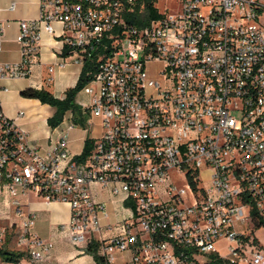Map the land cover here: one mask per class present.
Instances as JSON below:
<instances>
[{
	"label": "built area",
	"instance_id": "obj_1",
	"mask_svg": "<svg viewBox=\"0 0 264 264\" xmlns=\"http://www.w3.org/2000/svg\"><path fill=\"white\" fill-rule=\"evenodd\" d=\"M141 1L39 0L38 18L19 23L21 60L0 63V95L4 81L29 77L41 35L58 37L75 64L99 65L83 92L104 131L85 158L68 153L73 123L43 153L0 102V196L16 216L30 194L67 204L59 232L82 254L95 244L93 264H264L252 238L264 220V0H179L176 13L137 28L126 18ZM152 63L162 64L158 80ZM174 171L191 197L168 185ZM96 187L123 194L130 217L115 223ZM34 223L29 214L0 228V248L11 236L24 254L12 264L51 256ZM221 240L226 258L216 252Z\"/></svg>",
	"mask_w": 264,
	"mask_h": 264
},
{
	"label": "crops",
	"instance_id": "obj_2",
	"mask_svg": "<svg viewBox=\"0 0 264 264\" xmlns=\"http://www.w3.org/2000/svg\"><path fill=\"white\" fill-rule=\"evenodd\" d=\"M16 8L9 10L11 4ZM26 5V9L18 12V7ZM39 0H0V24L3 36L0 41V63L14 64L21 60L20 46L17 42L19 23L30 22L38 18ZM60 34V26H54ZM83 66L75 64L74 58L65 55L61 39L47 34L41 35L39 59L31 68L26 79L6 80L2 83L4 90L0 95L1 108L4 115L15 120L17 125L27 134L30 146L47 152L55 145L65 129L52 130L48 126V119L53 117L56 110L43 105L37 100L25 99L21 92L34 89L45 90L57 99H63L65 93L75 88L80 78ZM76 95L75 103L87 110L90 98L86 96V107ZM87 97V98H86ZM85 102V101H84ZM18 112L24 113L19 117ZM70 120H72V114ZM45 122V126L44 123ZM88 138L87 130L79 131L78 127L69 132L68 153L71 156L82 154L84 144ZM96 199L105 203L111 213L115 212L116 205L112 197L105 191L95 188ZM21 216H16L15 208L10 199L0 196V228L19 227L25 218L31 214L35 218L33 233L40 239L53 244V251L48 260L41 264H93L91 256H79L71 246L68 238L59 232V226L67 224L70 219V207L63 203H47L37 196L30 194L19 198ZM113 217V216H112ZM89 257L90 260H86ZM88 258V259H89Z\"/></svg>",
	"mask_w": 264,
	"mask_h": 264
},
{
	"label": "trees",
	"instance_id": "obj_3",
	"mask_svg": "<svg viewBox=\"0 0 264 264\" xmlns=\"http://www.w3.org/2000/svg\"><path fill=\"white\" fill-rule=\"evenodd\" d=\"M156 0H142L139 7L136 8L135 12L129 15L126 20L129 24L136 26L137 28L146 27L151 21L160 18L158 10L155 8ZM65 55H68L65 52ZM98 64L86 62L83 66L80 78L75 88L68 90L65 93L63 99L55 98L51 93L45 90H34L28 89L21 92V96L25 99L37 100L43 105H48L56 110L53 117L48 119V126L55 130L64 121L67 113L72 114V123L76 127H81L85 130L87 119L89 116L88 110H82L76 103V95L82 91L94 78L98 72ZM93 142L87 138L84 144V148L81 154V158H85L92 149ZM257 228L264 226V220L256 221ZM10 237L7 238L6 243L0 248V261L3 263H16L19 259L24 257L21 252H15L8 249L10 243ZM85 255L91 256L94 261L100 263L101 259L97 257V246L95 244L89 245L86 249ZM214 264H229L228 261L219 260Z\"/></svg>",
	"mask_w": 264,
	"mask_h": 264
},
{
	"label": "rangeland",
	"instance_id": "obj_4",
	"mask_svg": "<svg viewBox=\"0 0 264 264\" xmlns=\"http://www.w3.org/2000/svg\"><path fill=\"white\" fill-rule=\"evenodd\" d=\"M179 0H159L156 4H155V8L158 10V12L160 14H166V13H176L179 9ZM22 9H26V5H21L20 7H18V12H20ZM34 65L31 66V68ZM162 69V64L161 63H152L150 65L147 66V70L148 73L150 75V77L154 80H158L159 76L158 73L159 71ZM93 88H96V85L93 84L92 85ZM78 94L79 95V99L83 101V106L86 107V99L84 98V92L83 90L80 91ZM87 98V97H86ZM85 101V102H84ZM21 113V112H18ZM22 113H27V112H22ZM72 123V120H70V115L67 113L63 123L59 126V129H65L68 125H70ZM45 126V122L43 123ZM79 131L84 130L81 127H78ZM85 130H87V134H88V138L91 140H97L100 138V136L103 134V125H102V121L100 119L94 118V117H90L88 116L87 119V123H86V128ZM204 186L205 187H210V181H209V176L205 175L204 176ZM168 185H171L172 187H174L177 190H181L184 189L186 191V197H191V190L188 188V182L185 178V176L180 175L178 173H176L175 171L171 173V180L168 183ZM112 203L116 205L115 207V212H114V216L113 219L115 223H119L122 222L123 220H126L130 217V212H128V210L126 209V207L124 206V200H125V196L123 194H121L120 196L117 197H112ZM64 204V203H63ZM118 231V230H116ZM11 239V236H8ZM252 238L255 241V244L258 248L264 249V226L260 227V228H255L253 230L252 233ZM228 243L225 240H221L219 242L216 243L215 247H216V252L226 258L228 256V252H227V248H228ZM75 250L76 253L79 256H83L84 254L80 253L79 250H82L84 248V246H73L71 245ZM8 249L12 250V251H16L15 250V246L11 243L8 244ZM89 257L86 258V260H90Z\"/></svg>",
	"mask_w": 264,
	"mask_h": 264
}]
</instances>
